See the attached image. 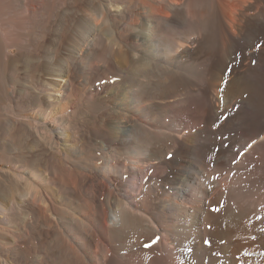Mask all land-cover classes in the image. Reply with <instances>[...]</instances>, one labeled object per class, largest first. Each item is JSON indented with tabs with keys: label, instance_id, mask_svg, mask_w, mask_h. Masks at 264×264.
<instances>
[{
	"label": "bare ground",
	"instance_id": "6f19581e",
	"mask_svg": "<svg viewBox=\"0 0 264 264\" xmlns=\"http://www.w3.org/2000/svg\"><path fill=\"white\" fill-rule=\"evenodd\" d=\"M204 2L0 0V264H264V38Z\"/></svg>",
	"mask_w": 264,
	"mask_h": 264
},
{
	"label": "rangeland",
	"instance_id": "374dc122",
	"mask_svg": "<svg viewBox=\"0 0 264 264\" xmlns=\"http://www.w3.org/2000/svg\"><path fill=\"white\" fill-rule=\"evenodd\" d=\"M184 1H186L187 4L189 3L190 12L191 13L192 12L195 13V11L197 10V8L195 7L196 6L195 5L196 0H194L193 2L191 0H184ZM204 1H206V2H204ZM203 2H204L203 3L204 4L203 8H204V11H206L207 20L211 19L209 17H210L211 14H213L212 12H214V9H216V7H217L218 9L216 11L219 12L218 14L220 15V21L222 20V23L224 25H226V24L229 25L231 22H236V23L239 22V23H237L238 25H241V26L243 25L244 29L246 28L245 32H243L244 33L243 35L246 37V40H247V43H248V46H246V47H248V50H249L250 47H253V48L255 47L256 48V47L263 46L261 44V42H262V40L264 38L263 37V35H264V5H263L264 4V0H253V1L252 0H239V1L238 0H203ZM193 4H194V6H193ZM205 4H206V6H205ZM214 4H216V5H214ZM113 9H114V7H113ZM236 11H237V13H236ZM220 12H221L222 15L224 13V15L222 16L220 14ZM207 13H208L209 16L207 15ZM232 16H235L234 17L235 20L232 19L233 18ZM239 16H241V17H239ZM222 17H223V19H222ZM242 17L243 18L245 17L244 18L245 21H244V19ZM227 20L230 21V22H228ZM242 20H243V22H242ZM0 23H1V20H0ZM0 29H1V27H0ZM245 34H247V35H245ZM248 34L250 36H248ZM250 42H251V44H250ZM220 46H221V44L218 45V47H220ZM221 49H222V46H221ZM221 49L218 50V51L221 52ZM208 55H209L208 57L211 58L213 56V53L212 52L208 53ZM211 65H212V67H214L215 63L213 62V63H211ZM260 72L264 73L262 71H260ZM222 77L223 76H221V79H222Z\"/></svg>",
	"mask_w": 264,
	"mask_h": 264
},
{
	"label": "snow or ice",
	"instance_id": "6c2138e0",
	"mask_svg": "<svg viewBox=\"0 0 264 264\" xmlns=\"http://www.w3.org/2000/svg\"><path fill=\"white\" fill-rule=\"evenodd\" d=\"M157 240H159V237H157Z\"/></svg>",
	"mask_w": 264,
	"mask_h": 264
}]
</instances>
